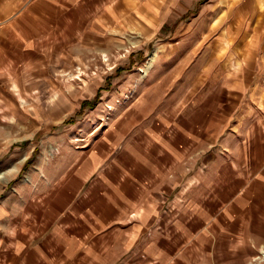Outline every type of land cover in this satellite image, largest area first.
Segmentation results:
<instances>
[{
  "label": "crops",
  "instance_id": "1",
  "mask_svg": "<svg viewBox=\"0 0 264 264\" xmlns=\"http://www.w3.org/2000/svg\"><path fill=\"white\" fill-rule=\"evenodd\" d=\"M123 1L128 0H0V83L17 88L18 72L28 83L45 78L46 58L34 59V53L47 57L69 42L73 49L80 43L96 47L98 22L105 31L112 28L124 15ZM239 3L217 16L221 23L228 11L246 7L223 29L218 44L226 52L194 62L184 58L190 71L182 83L159 67L150 74L154 65L142 72L137 100L108 117L71 165L56 164V176L40 170L38 182L32 177L30 185L10 192L7 206L0 205V264H256L264 254V0ZM70 32L74 40L66 36ZM166 79L174 85L164 91ZM214 79L220 81L216 89L232 98L223 128H233V136L231 143L217 142L215 152L195 157L196 141L182 137L183 145L176 134L180 129L192 134L198 116L199 126L207 129ZM161 87L160 95L171 97L167 103L159 99L164 104L157 107ZM178 88L183 97L176 95ZM198 88L204 100L191 103ZM207 147L208 141L198 148ZM174 153L173 159L188 160L191 167L165 170L175 184L157 208L166 212L156 217L164 226L147 236L153 213H142L156 206L145 204L144 194L156 191V165L141 163ZM147 176L151 179H142ZM135 211L141 215L130 218Z\"/></svg>",
  "mask_w": 264,
  "mask_h": 264
},
{
  "label": "rangeland",
  "instance_id": "2",
  "mask_svg": "<svg viewBox=\"0 0 264 264\" xmlns=\"http://www.w3.org/2000/svg\"><path fill=\"white\" fill-rule=\"evenodd\" d=\"M126 2L123 1L121 4L125 8L122 12L124 15L114 21L112 28L109 26L105 31L98 22L96 47L91 46L88 49L80 43L79 48L73 49L68 48L71 43L69 42L63 51L49 50L47 57L34 53V59L46 58L43 61L46 65L45 78L28 83L25 82L24 73L18 72L15 82L17 88H13V82L12 89L8 82L0 83V205L7 206L5 202H8L10 192L13 194L15 188L30 185L32 177L33 183L38 182L40 170H44L45 174L49 171L51 176H56L57 169L54 167L56 164L63 167L71 165L74 155L89 147L91 143L89 138L99 134L105 126L106 119L115 118V115H118L116 110L137 100L140 89V81L137 79L145 72L155 51L157 57L150 74L159 67L160 70H167L163 71L165 73L173 72L182 83L190 71V66L183 65L182 60L189 57L194 62L207 53L212 57L217 53L226 52V49L220 48L218 44L223 29L226 25L233 24L234 14L246 10L244 5L240 9L237 6L236 13L228 11L220 23L216 20L219 13L223 12L222 9L234 8L235 4H240V0H225L223 3L225 7L219 3L220 0ZM241 19L243 18L237 17L238 21ZM67 35L68 39L72 40L76 37L72 32ZM133 43H136V46ZM260 50L261 53L264 52V47ZM210 67L214 69L217 65ZM176 72L181 74L178 75ZM173 73L168 75L173 76ZM149 78L146 77L143 82ZM219 82V79L210 80L207 129L200 127L202 124L200 125L198 116V126L193 128L192 134L185 129L178 130L179 134H176L183 145L185 139L181 138L188 136H191L192 141H196L199 146L208 141V147L203 151L198 148L199 146L195 147L196 143L194 144L195 157L199 153L215 152L219 145L217 142L221 145L231 143L233 128L223 126L226 115H231L233 111L228 106L232 98L228 99L223 91L216 89ZM173 85L174 82L166 79L163 83L164 91L170 90ZM162 88L158 96L156 95L157 107L164 104L159 103V99L165 101L166 98L167 103L171 97L160 95ZM178 89L176 95L179 98L183 97L182 88ZM169 90L165 94H168ZM174 90L175 87L172 91ZM191 100V103L201 104L204 98L200 88ZM95 115H100V118L98 117L94 125H90L91 119L95 120ZM183 115L184 112L181 118ZM98 124L99 126L95 128ZM158 130L156 133L163 129ZM226 137L230 141H225ZM206 138L208 140L204 141ZM119 150L120 148L116 149L115 153ZM174 157L175 153L163 157L157 155L156 163L153 161L141 163L148 168H155L156 165V191L144 194V203L154 204L156 208L149 206L145 208V213H142V210L138 211L144 216L153 213L150 218L151 224L146 225L147 236L161 231L164 226L156 217L166 212L157 208H161L160 205L165 203L169 197L168 188L175 184L173 177L165 176V170L180 172L179 169L191 167L190 161L175 160ZM59 159L61 163H56ZM108 164L109 160L101 165L99 171L105 169ZM98 172L90 179L84 190L95 182ZM142 179L151 178L147 176ZM138 212L130 213V218L141 215ZM262 260L264 254L255 258L254 263L258 264Z\"/></svg>",
  "mask_w": 264,
  "mask_h": 264
},
{
  "label": "bare ground",
  "instance_id": "3",
  "mask_svg": "<svg viewBox=\"0 0 264 264\" xmlns=\"http://www.w3.org/2000/svg\"><path fill=\"white\" fill-rule=\"evenodd\" d=\"M133 45L136 46V43H133ZM103 57H104V56H103ZM156 57H157V51H155V52L152 54L151 59H150V61H149L148 64H147V68L145 69V72H144L145 74H147V73L151 70V68L153 67ZM104 59H105V61H108L107 58H104ZM80 71H81V70H80Z\"/></svg>",
  "mask_w": 264,
  "mask_h": 264
}]
</instances>
